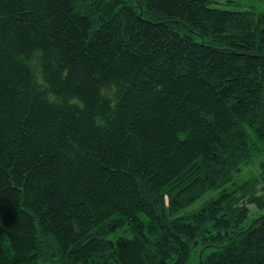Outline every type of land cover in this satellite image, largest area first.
Segmentation results:
<instances>
[{"label":"trees","instance_id":"1","mask_svg":"<svg viewBox=\"0 0 264 264\" xmlns=\"http://www.w3.org/2000/svg\"><path fill=\"white\" fill-rule=\"evenodd\" d=\"M209 2L0 0V264H264V13Z\"/></svg>","mask_w":264,"mask_h":264},{"label":"rangeland","instance_id":"2","mask_svg":"<svg viewBox=\"0 0 264 264\" xmlns=\"http://www.w3.org/2000/svg\"><path fill=\"white\" fill-rule=\"evenodd\" d=\"M210 7L230 10V11H243V10H253L254 12H262L264 13V0H235L234 3H228L227 0H210L209 2ZM262 157H257L254 161L242 168V170L234 175L235 181H243L250 178L253 175L260 174L261 172V164L264 163V160L261 159ZM263 172V169H262ZM264 186V181L261 182L260 186ZM229 186V185H228ZM264 191V187L262 188ZM217 191H210L203 195L200 199H198L189 209L195 208L203 203L207 198L211 196H215ZM249 214L247 221L243 224V227H246L250 221L262 214H264L263 210H259L257 207L248 206ZM124 230L120 229L117 231L116 235H123ZM113 238V237H111Z\"/></svg>","mask_w":264,"mask_h":264}]
</instances>
